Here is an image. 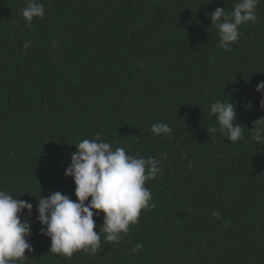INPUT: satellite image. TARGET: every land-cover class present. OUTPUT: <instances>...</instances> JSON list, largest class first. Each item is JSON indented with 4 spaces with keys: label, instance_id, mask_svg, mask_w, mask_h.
Wrapping results in <instances>:
<instances>
[{
    "label": "trees",
    "instance_id": "trees-1",
    "mask_svg": "<svg viewBox=\"0 0 264 264\" xmlns=\"http://www.w3.org/2000/svg\"><path fill=\"white\" fill-rule=\"evenodd\" d=\"M26 2L0 0V190L33 205L21 217L33 251L17 264H264V143L249 131L264 116V0L229 51L209 14L231 15L236 0H39L45 15L31 24ZM217 100L236 105L244 139L208 133ZM160 122L170 136L151 132ZM96 137L134 157L167 154L145 183L155 207L119 243L94 212L97 253L62 258L40 234L38 200L77 199L65 170Z\"/></svg>",
    "mask_w": 264,
    "mask_h": 264
},
{
    "label": "clouds",
    "instance_id": "clouds-1",
    "mask_svg": "<svg viewBox=\"0 0 264 264\" xmlns=\"http://www.w3.org/2000/svg\"><path fill=\"white\" fill-rule=\"evenodd\" d=\"M259 3L260 0H236L231 15L224 7L210 13L211 28L218 30L219 39L215 46L229 51L230 45L241 35L240 26L257 21ZM44 15L45 8L39 0H27L21 10V16L28 24ZM30 43L26 41L24 48H29ZM255 91L261 94L260 108L264 111V81L257 84ZM245 107L251 109L252 105L248 103ZM210 115L216 118L217 123L207 128L209 134L218 132L230 143L244 139L245 127L237 122V107L230 100L212 103ZM249 131L257 145L264 143V116L254 121ZM151 132L168 137L172 129L160 122L151 126ZM75 147L77 150L71 155L65 176L73 179L77 199L73 201L60 192L50 193L46 198L40 196L36 208V219L42 226L40 234L51 242L49 253L68 259L81 251L95 255L100 248L101 235L95 230L94 212L104 216L103 225L99 228L105 234L104 240L119 243L130 226L138 223L142 210L155 207L150 203L152 194L145 183L162 173L161 166L167 159L166 153H161L160 159L134 157L124 148L113 150L99 137L83 139ZM89 198L90 202L86 204ZM32 208L31 203L0 190V264H17L28 259L26 251H33L27 239L31 235V224L28 219H21L25 212L30 217ZM212 215L219 217L220 213L213 211ZM142 247V243H137L131 254Z\"/></svg>",
    "mask_w": 264,
    "mask_h": 264
}]
</instances>
